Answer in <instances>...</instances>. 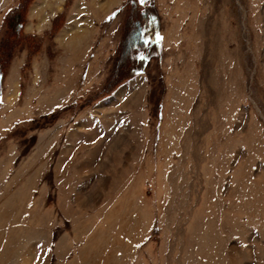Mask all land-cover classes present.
Wrapping results in <instances>:
<instances>
[{
	"label": "rangeland",
	"instance_id": "1",
	"mask_svg": "<svg viewBox=\"0 0 264 264\" xmlns=\"http://www.w3.org/2000/svg\"><path fill=\"white\" fill-rule=\"evenodd\" d=\"M126 1L28 8L0 96V264H264V0L157 6V58L97 96ZM66 143L98 146L68 162Z\"/></svg>",
	"mask_w": 264,
	"mask_h": 264
},
{
	"label": "trees",
	"instance_id": "2",
	"mask_svg": "<svg viewBox=\"0 0 264 264\" xmlns=\"http://www.w3.org/2000/svg\"><path fill=\"white\" fill-rule=\"evenodd\" d=\"M33 0H18L5 16V37L0 41V96L3 79L15 49L23 40L22 30L28 8ZM124 19L115 65L100 95H108L118 86L143 72L160 51L158 35L160 18L153 0H127L122 6ZM58 19V18H57ZM57 21H54V29ZM59 112L53 114V118Z\"/></svg>",
	"mask_w": 264,
	"mask_h": 264
},
{
	"label": "crops",
	"instance_id": "3",
	"mask_svg": "<svg viewBox=\"0 0 264 264\" xmlns=\"http://www.w3.org/2000/svg\"><path fill=\"white\" fill-rule=\"evenodd\" d=\"M111 1H112V9H114V8H117L125 0H111ZM187 1H189V0H154V3L156 4V7L160 6V5H162L164 7L167 5L168 6L172 5L173 7H182L183 4H184V6H187V4H186ZM99 2H101V0H90V4H92V5L94 4V6L96 5V3H98V5H99ZM112 12H113V10H112ZM106 18H107L106 16L103 18H92L90 20V22L89 21L88 22L90 24H92L93 27L95 28V25L97 24V22L99 20L105 19V21H106ZM112 19H114V17H112ZM112 23H113V21H112ZM120 25H121V22H119V24H118V29H119ZM109 142L110 143L108 145H105L103 148H101L102 152L98 156V160H96L97 168L104 167L106 169V167L108 166V163L112 159V139ZM97 146L98 145H96L95 143H94L93 147H91L90 145L81 144V143H66V144H63L64 153H65V149H66V155H64V156H65V158H67L68 162H79V161L88 160V159H91L93 157V155L88 154L89 151L96 148ZM100 159L103 161H102V163L100 162L97 165V162ZM109 165H111V163H109ZM79 173H80L79 171H75V176L76 177L79 176L78 175Z\"/></svg>",
	"mask_w": 264,
	"mask_h": 264
}]
</instances>
